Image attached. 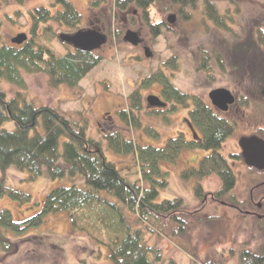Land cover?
<instances>
[{
    "label": "trees",
    "instance_id": "obj_1",
    "mask_svg": "<svg viewBox=\"0 0 264 264\" xmlns=\"http://www.w3.org/2000/svg\"><path fill=\"white\" fill-rule=\"evenodd\" d=\"M10 1L25 2L0 0V8ZM58 2L62 9L56 12L43 6L31 12L34 23L31 36L22 44L12 42L0 46V79L20 89L11 99L0 90V126L10 121L16 125L15 130H0V196L7 195L22 204L32 202L29 193L7 184L5 172L10 168L27 171L30 179L68 178L71 184L52 189L39 212L32 217L17 221L9 209H0V250L6 253L14 250V243L6 235L8 229L22 233L28 227L43 223L47 215L65 212L69 214L74 229L86 232L97 245L108 248L111 264H178L175 259L164 256L159 246L163 239L172 242L190 257L193 264H264L261 247L252 249L243 245L202 252L193 243L191 232L194 223L212 218L203 214L202 206H205L206 199L220 204L218 199L234 202L233 197L222 196L233 188L236 173L220 150L224 142L236 133V123L220 118L200 97L182 92L164 71L150 76L147 84H161L162 94L171 104L169 111H163L165 117L168 118L166 112L177 109L178 105L190 110L193 125L203 134L200 138L189 139L179 133L161 147L139 144L119 130L106 132L99 139L93 138L87 134L85 120L67 116L57 108L45 105L38 97L24 95L28 85L26 74L44 73L52 87L61 84L76 87L102 60L97 51H83L60 41L59 35L63 32H58L54 23L67 27L69 32L84 27L81 26L82 15L70 0ZM108 2H111V9L125 10L130 5L140 8L155 36L163 33L166 23L162 19L152 22L149 12L153 5H157L163 14L176 7L180 14L185 15L184 18L191 9L197 10L198 7V0H90L89 3L93 11ZM204 5L207 17L216 25L231 27L216 1L205 0ZM3 25L0 18V32ZM257 33V41L263 46L264 29L259 28ZM258 43L254 41L250 45L256 47ZM55 44L62 48L58 49ZM257 54L252 52V55ZM252 55L251 60L256 58ZM202 59L203 69L210 58L204 55ZM168 66H177L175 57L169 60ZM254 79L263 83L264 75L256 74ZM129 99L130 107L120 110V116L128 124L142 127V120L137 115L143 106L142 94L136 90ZM146 130L160 136L153 127ZM105 141L115 152L132 155L136 162L134 169L124 172V168L109 160L104 153ZM187 148L211 151L198 166L182 172L185 179L196 181L195 193L201 201L193 209L186 206L181 196L159 198L160 191L169 185V171L162 168V161L177 162ZM214 174L224 181V185L212 192L204 188L202 181ZM238 215L256 218L243 213ZM257 220L264 223V218ZM148 235L155 237L156 242L152 243Z\"/></svg>",
    "mask_w": 264,
    "mask_h": 264
},
{
    "label": "rangeland",
    "instance_id": "obj_2",
    "mask_svg": "<svg viewBox=\"0 0 264 264\" xmlns=\"http://www.w3.org/2000/svg\"><path fill=\"white\" fill-rule=\"evenodd\" d=\"M70 1L82 15L81 26L88 28L96 25L107 33L108 42L97 51L102 60L76 87L67 84L52 87L46 74H26L28 85L24 95L38 97L45 105L55 107L67 116L85 120L89 137L99 139L106 132L119 130L139 144L158 147L164 146L169 138L180 132L189 133L191 137L185 122L190 110L184 106L178 105L175 111L166 112L168 118L165 114L148 110L146 97L159 95L162 88L159 82L147 84V80L158 72L164 71L178 89L200 97L209 106H212L209 94L214 89H234L248 96L253 89V80L257 83L254 79L256 74L264 75V45L257 41V31L264 29V0H214L230 28L220 27L207 17L205 0H198L197 10H188L187 18L176 7L163 14L157 5H153L149 12L152 22L162 19L166 23L163 33L156 36L143 11L135 5L125 10L111 9V2H108L92 11L90 0ZM41 6L53 12L62 9L58 0H25L23 4L10 1L3 5L0 8V18L4 23L0 32V46L12 43V39L21 33L31 36L34 25L31 12ZM132 10L137 12L133 14ZM170 14H176L174 23L168 22ZM54 27L58 32L70 30L55 23ZM129 29L141 34L144 39L142 44L134 46L124 40ZM254 41L258 46L250 45ZM55 46L62 48L60 44ZM145 47L150 49L152 55L145 56ZM252 52L258 53V56L252 55ZM204 55L210 59L202 69ZM251 55L256 58L251 60ZM173 57L176 58L175 68L168 66ZM0 90L5 91L8 99H11L17 96L20 89L0 79ZM136 90L142 94L143 106L137 112L142 127L128 124L120 116V110L130 107L129 95ZM252 115V119H258L257 115ZM226 116L232 119L228 114ZM147 127L155 128L160 136L147 132ZM3 128L15 130L16 125L10 121L0 126V130ZM39 129L43 130L41 125ZM243 135L244 128L241 127L223 146L222 152L228 156L229 163V154L241 150L239 140ZM104 153L109 160L124 168V172L134 169L133 164L136 166L132 155L115 152L107 141ZM209 153L203 149H184L177 162L162 161V168L169 171V185L160 191V200L181 196L189 208L198 207L201 200L195 193L196 181L185 179L182 172L197 165ZM243 167L238 163L234 168L239 173L243 171L240 174L244 175L247 170ZM5 174L8 185L32 196V202L26 204L7 195L0 196V209H9L17 221L36 215L52 189L71 184L68 178L30 179L27 171L15 168L8 169ZM239 180L240 184L244 183L241 176ZM202 184L211 191L220 187V181L212 175L205 177ZM202 207L203 214L212 218L194 223L192 227L193 243L200 251L245 245L252 249L261 247L260 250L264 252V223L257 218H242L231 207L209 199ZM128 219L131 220V217L128 216ZM44 220L22 233L8 229L6 235L15 246L11 253L0 250V264H111L108 248L97 245L86 232L74 229L68 213L50 214ZM150 240L156 242L155 237H150ZM159 246L166 258L171 257L178 264H193L190 257L172 242L163 239L159 241Z\"/></svg>",
    "mask_w": 264,
    "mask_h": 264
},
{
    "label": "flooded vegetation",
    "instance_id": "obj_3",
    "mask_svg": "<svg viewBox=\"0 0 264 264\" xmlns=\"http://www.w3.org/2000/svg\"><path fill=\"white\" fill-rule=\"evenodd\" d=\"M136 12L137 11L135 10L134 14ZM253 83H254L252 84L253 89L250 93H248V96L244 94L242 91L237 93L234 89L232 90L227 88L234 95L235 101L231 103L228 106V109L226 110H223L218 106L214 105L210 98V94H209V98L212 104L211 108L220 118H224L231 122L236 123V132H238L241 127L244 128V135L242 137L257 136L259 138L264 139V137H262V134H264V85L262 83H255L254 80ZM158 96H160L164 102H167L164 95L162 94V89ZM170 105L171 104L168 103L164 107H148V110L155 112V114L163 115V111H167L171 108ZM227 114L232 119L228 118L226 116ZM252 114L257 115L258 119H252L251 118L253 116ZM246 119H248L249 121ZM185 120L191 132V137L188 136L189 133L187 134L185 132H180V133H183L185 137L189 139L200 138V136H202L203 134L198 128H196V126L193 125L190 116L188 118H185ZM191 126L193 127L194 131H196L197 133L196 136L194 135V131L192 130ZM231 137L232 136H230L229 138ZM228 139L226 141H228ZM240 140H239V144L241 150L239 152H232L229 154L230 156H234L233 158L231 157L230 165L234 169V172L236 173V181L233 184V188L229 193H222V196L228 195L229 197L230 196L233 197L234 202H226L222 199H218V200L222 204H226V206L231 207L232 209L237 211V214L243 213L246 216H254L256 218L263 219L264 218V169H259L256 166H250L246 164L243 157V150ZM226 141L224 142L223 146H225ZM223 146L222 149L220 150L221 152L223 150ZM187 149L190 150L191 148H187ZM208 152L211 153V151ZM201 159L199 160L197 165H192V166L193 167L198 166ZM238 163L239 164L241 163L242 166H244L243 168H246L247 170L246 174L242 175L243 171H240V173L242 174L236 171L234 167ZM239 174L241 178H243L244 180L243 184H240ZM212 177H216L220 181V187L216 189L219 190L224 185V181H222V179L218 175L214 174L212 175Z\"/></svg>",
    "mask_w": 264,
    "mask_h": 264
},
{
    "label": "water",
    "instance_id": "obj_4",
    "mask_svg": "<svg viewBox=\"0 0 264 264\" xmlns=\"http://www.w3.org/2000/svg\"><path fill=\"white\" fill-rule=\"evenodd\" d=\"M176 14L168 16V22L174 23ZM26 33L18 34L12 39L13 43L22 44L27 39ZM61 42L69 44L76 49L83 51H94L106 44L108 37L102 31L96 28L80 29L73 33L63 32L59 35ZM124 40L130 44L137 46L142 43V38L137 31L129 29L126 31ZM146 56L152 55L148 47L145 48ZM210 98L214 105L226 110L228 106L235 101L232 92L225 88L214 89L210 93ZM148 104L151 107H164L166 103L157 95H149L147 98ZM194 131L193 127L191 126ZM194 131V135L196 136ZM243 157L246 164L256 166L259 169H264V139L257 136L243 137L240 140Z\"/></svg>",
    "mask_w": 264,
    "mask_h": 264
}]
</instances>
